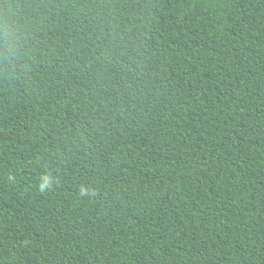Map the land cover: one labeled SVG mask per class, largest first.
<instances>
[{"label":"trees","instance_id":"16d2710c","mask_svg":"<svg viewBox=\"0 0 264 264\" xmlns=\"http://www.w3.org/2000/svg\"><path fill=\"white\" fill-rule=\"evenodd\" d=\"M0 264H264V0H0Z\"/></svg>","mask_w":264,"mask_h":264}]
</instances>
